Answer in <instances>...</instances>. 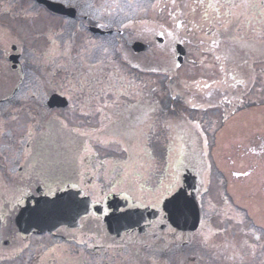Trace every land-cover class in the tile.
<instances>
[{
    "label": "snow or ice",
    "instance_id": "6c2138e0",
    "mask_svg": "<svg viewBox=\"0 0 264 264\" xmlns=\"http://www.w3.org/2000/svg\"><path fill=\"white\" fill-rule=\"evenodd\" d=\"M68 3L69 6L75 7L71 0H68ZM166 9L167 11H165ZM198 9L203 10L199 19H197ZM254 9H259V12H252L250 15V11ZM9 10V7L3 8L4 12ZM149 10L156 14L151 21L136 18L139 14H146ZM26 15L38 18L41 12L34 5H30ZM257 15L260 17L259 20H256ZM157 16L159 18H156ZM189 16H191L190 19ZM106 17L110 21L108 24L99 23ZM244 20H247L251 35L240 34L239 30ZM88 22H92L97 28L112 27V24L115 23L121 34L124 31H130L134 39L143 41L146 47L151 45L154 50H159L165 54L172 53V55L175 54L172 47L175 43L183 44L190 35L196 36L199 33L201 34L199 44L202 51L212 55L219 70L224 73L226 80L230 78L233 81L230 85L232 88H236L237 85L247 86L251 77L245 79L241 76L238 79L237 75L229 69V64L240 60L242 64L247 65L248 61L244 57L250 52L256 51L257 48L264 52V0H239V2L237 0H166V2L165 0H104V3L98 8L88 4L87 11L81 14L79 23L72 20H63V25L74 29L71 35L75 37L84 33ZM257 24L260 27H257ZM0 35H3V33H0ZM49 39L52 40L51 35ZM129 43L130 41L125 37L120 48L115 49V52L120 55L123 63L139 69L140 64H133L132 58H130L132 54L127 48ZM71 51V42H66L63 51H61L56 41L52 40V47L42 54L45 62L55 60L61 55L67 56L75 62V72L72 79L68 80L66 84L60 83L56 86L59 89V95L66 96V101L71 102L68 107L73 113L79 110L84 117L99 114L102 119H107L112 123L111 117L105 115L106 110L113 112V109L118 107L120 95L127 96L131 92H136L140 85L129 81L114 64H112L113 71L111 73L104 72L105 62L112 59L108 55L110 50L106 41L87 38L80 46V52L77 53L75 58L71 56ZM97 53H99L98 59ZM33 55L39 56L40 54L34 51ZM89 60H96V62L88 63ZM170 64L172 69L181 67V64L175 59H171ZM147 70L153 73L160 71L158 67H151ZM163 71L167 73L169 68L165 67ZM197 86L199 87V82H197ZM204 87L210 86L205 84ZM110 95H115L117 99L112 100L111 103H97ZM207 95L211 96L212 93L208 92ZM178 96L179 93L172 99L175 100ZM15 99L21 103L32 101L38 113L37 117L34 118L35 122L26 123L20 131L19 142L22 144L40 136L45 125L50 129L56 128L59 133L68 136L70 138L69 143L74 145L78 144L82 138L91 137L99 131L88 132L81 131L80 128H69L68 124L49 112L42 95H38L36 91H30L27 95L17 96ZM236 99L241 105L244 104V100L239 96ZM191 106L193 108L202 107L197 104ZM209 107H216V105L209 104ZM10 110L14 111L15 109ZM160 111L161 109L156 102L143 106L140 114L135 117V126L130 130L128 125L124 123L127 118H123L120 125L110 130L111 142L119 143L118 138L123 136H135L147 140L149 134L160 123L159 117L156 115ZM113 115L119 114L113 112ZM230 115L232 113L224 115L223 120L228 122ZM10 118L12 121L17 120L15 115ZM262 120H264V117H262ZM7 123V121L0 119V136L12 135L7 130ZM182 123L184 125L190 124V128L182 127L181 124L174 123L172 120H164L162 127L170 131L174 128H181L184 134L192 139L193 144L196 141L201 142L200 151L197 153L193 150L192 154H186L183 144L178 148L174 144L170 145L168 149V167L164 169V178L151 187L146 186L148 183L147 178H145L144 183H140L139 179L130 180L128 171H125L120 179H116L115 176H106V192L99 184L86 181L83 171L72 169L59 178L58 185L65 184L67 188L76 189L75 192L68 193V198L77 207L83 205L84 214L80 217L82 221L94 220L100 222L104 217L109 216L113 210L107 206V196L118 193L126 202V206L118 209L121 215L114 217L116 222L126 221L127 224L140 225L143 221L145 225V227L139 229L143 233L142 236L135 233H126L120 237L119 243L115 240L107 243L109 239L107 232L98 231L95 234V242L87 244L88 248H104L105 244H107V248H123L125 244L138 242L140 249H137V252L141 249L152 251V256L148 258L151 259V264H172V260L175 261V264H187L189 259H197L195 254L179 258L173 257L171 260L165 259L167 254L177 246V242L188 245L193 241H198L204 248L216 247V245L210 243L216 232L211 228L204 231L207 222L203 219L199 221L201 228L196 232L185 235L183 232L177 231L180 218L185 217L186 219L185 213L194 207V202L189 199L192 193L188 192L184 185L181 169L191 167L195 170L196 175L200 178V187L196 191L202 200L203 195L208 192L207 186L212 182L211 171L213 166L207 159L210 155V143L205 133L206 131L215 132L216 130L215 124L205 129L199 122H188L185 119ZM257 131L261 133L259 152L255 147L250 148L249 151L264 157V128L257 129ZM177 139H183V137H177ZM109 142L107 139L96 138L97 144L107 146ZM124 150L127 151V149ZM91 151L90 146L84 145L85 155ZM24 155L25 158L29 155L26 149ZM85 155H81L79 152L74 154V159L79 161V168L84 167ZM148 155L151 154L148 153ZM193 160H196L197 163L194 164ZM253 171L254 169L250 171H233L231 175L233 177H249ZM92 175L95 176L96 173L93 172ZM20 179H23V177H20ZM67 188H50L45 195L55 196L57 191H66ZM97 189H100L99 193H97ZM19 193L18 196L14 197L15 204L13 208L24 203L23 197L26 193L23 189H19ZM76 196L86 197L87 199L77 201ZM96 205H103V207L97 209ZM200 207L203 208V203L200 204ZM136 209H151L155 219H146L144 213L134 211ZM34 211H38V209H34ZM247 212V208L236 212L240 222H243ZM6 221L7 217L0 214V228L11 230V224L6 223ZM173 224L176 227H173ZM260 228L261 231H264V224L260 225ZM169 235L173 237L172 240L168 239ZM253 235L257 240L260 239V236L256 235L255 229H253ZM78 243L84 245L87 241L79 239ZM243 245H247L253 250L256 247L255 244L249 245L247 240L243 241ZM18 251H23V249H18ZM227 259L243 261L244 257L236 252L228 256Z\"/></svg>",
    "mask_w": 264,
    "mask_h": 264
},
{
    "label": "rangeland",
    "instance_id": "374dc122",
    "mask_svg": "<svg viewBox=\"0 0 264 264\" xmlns=\"http://www.w3.org/2000/svg\"><path fill=\"white\" fill-rule=\"evenodd\" d=\"M61 1L69 5L68 0ZM71 3L83 13L87 11L88 4L95 5L98 8L104 3V0H71ZM202 11V9L197 10V19H199ZM252 12L258 13L259 9L251 10L250 15ZM155 15L152 10H149L146 14L141 13L136 18L151 21ZM190 18L191 16H189ZM259 19L260 17L257 15L256 20ZM104 21L106 24L110 22L107 17ZM256 26L260 27L259 24ZM107 28L118 30L115 23L112 24V27ZM45 29L46 26L44 25L40 32L38 31V34L36 32L31 33L36 30L35 25L33 29L23 28L18 34L20 37H24L23 49L26 63H28L20 95H27L30 91H36L38 95H42L43 91L51 94L54 89L59 90L56 88L57 85L60 83L66 84L68 80L72 79L75 72V67L70 68L66 65L67 56L63 55L55 60L47 61L49 65L41 70L42 64L39 63L38 56H34L33 52L39 53L42 52L41 49L47 50L52 47V44L50 45L47 41L42 43L41 36L51 35V32L49 30L44 31ZM71 31L72 28L64 25L53 40L58 45V42ZM239 31L241 35H251L247 20L243 21ZM200 35L199 33L196 36L190 35L188 40L185 41L184 48L186 52L179 69L171 68L170 60L174 59V55L154 50L151 45H149V50L144 53L134 54L130 46L136 39L130 31H124L120 36L114 33L112 37L108 35L106 38L101 39L108 42L110 50L108 55L112 58L111 61L105 62L104 72L111 73L113 71L112 64H114L129 81L140 85L136 92H131L127 96L121 94L118 107L114 108L113 112L123 109L126 105H132L145 97L161 100L167 93V97L176 96L179 93V99L176 100L177 111L171 117L170 114L158 112L156 115L159 117L160 123L149 134L147 140L135 136H123L118 138L119 143H114L111 142L110 135H108L110 129L105 127L109 120L102 119V117L98 119L91 118L90 123L92 126L90 125V129L87 128L88 124L81 125L79 120L75 119V121L78 123L77 128H80L81 131L99 130L95 135L86 138L87 145L91 147L92 151L84 155L96 156L97 162L99 159L102 160L103 165H100L99 170L102 171L103 178L97 180L103 188H107L106 176H117L116 179H120L125 171L130 173V180L139 179L140 183H144L145 178H147L148 183L146 186L151 187L157 184L159 180L164 178V169L168 167V149L170 145L174 144L178 148L183 144L186 154H192L193 150L197 153L200 151V141L193 144L192 139L185 135L181 128H174L171 131L165 129L162 127L164 120H172L174 123L187 128H190V124L184 125L182 122L185 119L188 122H199L205 129L215 124V132L206 131L205 133L210 143V155L207 159L213 165L211 171L212 182L207 186L208 192L203 195L200 204L203 203V220L207 222L204 231L211 228L216 232L210 243L213 245L228 244L230 233L228 216L233 211V201H236L241 207L247 208L252 223L259 228L260 225L264 224V190L260 189V185L264 181V167L259 165L255 172L245 178L242 183L238 182L239 177L231 175L233 171H244L246 161L250 162V155L244 150L246 142L255 135L261 134L257 129L264 128V120H262V117H264V52L259 48L254 52H250L244 57L248 61L247 65L242 64L240 60L229 64V69L237 75L238 79L241 76L245 79L251 77L247 86L237 85L236 88H232L230 85L233 81L230 78L226 80L224 73L219 70L212 55L202 51L199 44ZM88 36L91 37L86 30L83 34L75 36V48L71 51L72 57L77 56V53L80 52V46ZM51 37L53 38V36ZM125 37L130 41L127 48L132 54L130 57L132 63H139V69L123 63L120 55L115 52V49L120 48ZM91 38L95 39L93 36ZM189 40L190 42H188ZM41 43L43 46H41ZM96 55L98 59L99 53ZM43 61L45 62V59ZM202 61L203 63H201ZM50 62H53V64ZM95 62L96 60L88 61V63ZM151 67H158L160 71L155 73L148 71L147 69ZM165 67L169 68V72L165 73L163 71ZM68 73H70V76H68ZM41 80L47 85L44 88L40 86ZM197 82H199V87ZM205 84L210 87L205 88ZM0 85H3V82H0ZM10 90L12 91V86ZM154 90L157 92L158 97ZM153 92L155 96H153ZM208 92H211L212 95L208 96ZM238 96L244 100V104L239 103L236 99ZM115 99H117L115 95H110L98 102L111 103ZM192 104L201 105L202 107L193 108ZM209 104L216 105V107H209ZM1 107L3 106H0V109ZM159 108L161 109L160 105ZM113 112L106 110L105 115L110 116L112 120ZM230 113L232 115H230L229 121L225 122L223 116ZM125 114H120L121 118L131 114L135 117L139 115L137 111L129 112L126 109ZM12 115L17 116V120L6 126L12 135L0 136V194L4 193V189L8 192L7 175H14L16 170V167L11 164V155L20 152L22 148V143L19 142L20 131L26 123H30L28 120L29 114L27 113L7 112L5 108L0 110L2 120L6 121V118ZM73 116L69 115L68 118H73ZM97 116L99 114L95 117ZM63 121L70 126L68 120ZM31 122L34 123V119H31ZM124 123L127 124V122ZM97 137L107 139L110 142L107 146L97 144ZM177 137H183V139H177ZM124 149H127V151ZM148 153L151 155L149 156ZM65 154L66 152H60L61 156ZM193 163H197V161L193 160ZM5 197L8 198L9 194ZM262 233L264 234V231ZM77 234V240L85 239L92 240V243L95 242V238H85L79 232ZM168 239L172 240L173 237L169 235ZM36 243L37 241L30 243L27 250L22 252L20 258L9 260L6 264H23L25 260H29L32 255L38 253L41 254V257H46V260L43 261L44 264H151V259L148 258L152 256V251L141 249L137 252L136 249H140L139 243L125 244L123 248H107L105 246L102 249L88 248L86 244V247H84L87 249L86 251L79 247L81 244L72 243V241L68 243L58 242L53 245L47 240H43V242H40L43 247L38 248L37 246L35 249ZM47 246L50 247L45 253L42 250L48 248ZM223 249L229 252L227 245L223 246ZM216 253L215 247L204 248L198 241H193L187 246L178 242L177 246L167 254L165 259L171 260L173 257L179 258L195 254L197 259L189 261L188 264H220L215 262L216 258L214 256H216ZM172 264H175L174 260H172Z\"/></svg>",
    "mask_w": 264,
    "mask_h": 264
},
{
    "label": "flooded vegetation",
    "instance_id": "af4514ba",
    "mask_svg": "<svg viewBox=\"0 0 264 264\" xmlns=\"http://www.w3.org/2000/svg\"><path fill=\"white\" fill-rule=\"evenodd\" d=\"M30 5H34L37 9L40 10V17L36 18L33 16L26 15V11L29 10ZM64 5L70 7L67 4ZM4 7H9L10 10L8 12H4ZM79 16L81 17V15L78 13V17ZM51 17L53 19H50ZM78 17L72 21L79 23L80 17ZM63 20L68 19L64 16L53 14L52 12L48 11L44 6L36 4L33 0H0V33H3V35H0V82H3V85H0V106H3L1 108H5L7 112H13L10 109L14 108L16 109L15 112L21 114H32L34 118H36L38 115L37 109L33 105L32 101L29 100L21 103L15 99V97L17 96H22L19 93L21 92L23 86V78L25 72L28 69V63H26L25 52L23 49V46L25 44V42L23 41L24 37H20L18 34L23 30V28L26 27L29 29H33L35 25L36 29L38 27L40 32V29L45 25L46 29L44 31L49 30L51 32V36H53V40L56 35H58V31L60 30V28L64 27ZM99 23L105 24L104 19L99 21ZM92 27L96 26L92 22H88L86 30H89ZM99 29L103 30L104 33L100 34L99 32H97L96 34H94L95 39L101 40L107 35L113 34L112 30V33L108 34L110 30L107 29V27ZM72 31L74 30L72 29ZM72 31L69 34L65 35V38L61 39L58 42V46L60 49L63 50L66 42H71L72 49L75 48V37L71 35ZM35 32L38 34L37 30L31 33ZM14 38L18 39L19 41ZM41 40L42 43L47 41L50 45L52 44V40L49 39V36H41ZM42 43L41 46H43ZM175 44L172 46L173 49ZM41 50L42 52H39L40 55L37 58H39V63L42 64L41 70H43L49 64L43 61L45 58L42 54L46 50ZM15 55L18 56L16 63L10 60V57ZM50 63L53 64V62ZM66 65L70 66V68H74V62L70 60L69 57H66ZM68 75L70 76V74ZM11 86L12 91L10 90ZM40 86L44 88V86L47 85H45L43 80H41ZM53 93L59 95V90H53ZM49 97L50 94L45 91L42 92V98L49 112L55 116H58L59 119L62 121L64 120V118H62V115H67L66 118H68L69 115H74V119L82 117L83 119L87 120L85 121V124H90V121L88 120H90L91 118H95L96 116L94 115L84 117L80 114L79 110L73 113L71 110H69L68 107V104L71 103L70 101H67V105L63 108H49L47 104ZM61 97L66 98V96ZM6 119V121L8 122L7 125H10V123L15 122L12 121L10 117ZM75 125L77 126L78 123H76ZM76 126H69V128H76ZM69 139L70 138L68 136L59 133L56 128L50 129L47 127V125H45L40 136L34 138L33 140L27 141V143H23L20 152L18 154L11 155V164L16 167V170L14 175H7L6 183L9 187L8 192L4 189V193L0 194V214H3L7 217L6 223L11 224V230H5L3 228H0V250H4L2 253H0V263L20 258V256H22V252L26 251L27 247H29L30 243H32L33 241H37L35 249L37 246L38 248L43 247L42 244H40V242H43V240H47L51 244H55L53 243L54 241L62 243L74 241L78 243L76 239L78 237L77 232H79L81 236L91 238H94L95 234L98 231L107 232L109 237L107 243H111L113 240L119 242L120 237L124 236L126 233H135L141 236L143 235V233H139L137 229H132L123 233L120 237L117 238L115 237V235L109 233L106 223L104 221L106 217H104V219L100 222H96L94 220L82 221L80 219L78 228L69 229L67 227H61L51 234L40 235L35 232H32L28 235H23L16 230L14 220L15 214L17 213L18 209L24 206L27 202L30 204L33 203L34 199L36 198L54 197L45 195V193L48 192L50 188L56 189L57 187H59L60 189H66L67 186L65 184L58 185L57 181L59 180V178H61L63 175H66L67 172L71 171L72 169H76L77 171H83L86 181H91L92 183L99 184L101 186L98 180L103 178L102 171L98 170L97 166L92 164V159L90 158V156H85V159L83 161V168H79V161H76L74 159V154L77 152H79L81 155L85 154L84 145H87L88 142L86 141V138H82L81 141L75 145L69 143ZM25 149L29 153L27 158H25L24 155ZM61 151L66 152V154L64 156H61ZM183 171L184 174H187L188 177H193L196 179L197 188L193 191V194L200 200V197L197 195L196 191L200 187V178L196 175L195 170H193V168L191 167L187 169L183 168ZM93 172L96 173L95 176L92 175ZM20 177H23V179H20ZM101 188L103 187L101 186ZM19 189H23L26 193L23 197L24 203L22 205H17L15 208H13V205L15 204L14 197L20 194ZM103 189L105 190V192L107 191V188ZM67 191H76V189L67 188L66 191H57L56 195ZM99 191H97V193H99ZM8 194L9 197L6 198L5 196H8ZM116 197L122 199V196L118 193L107 196V206L113 210L110 215L120 213L118 209L114 210L112 207V199H115ZM122 202L124 205L123 207H125L126 202L123 199ZM102 207L103 205H96L97 209ZM243 209L245 208L236 206V204L233 202V213L231 212L229 215L228 226L230 233L228 238V244H215V249L217 252L216 256H214V258H216L215 262H218L220 264H264V234L262 233L263 231H261V229L257 225L250 221L248 213L245 214L243 222H240V218L236 216V212L242 211ZM141 226L145 227L144 223H142ZM253 229H255L256 235L260 236L259 240H257L253 235ZM157 231H159V229H157ZM183 233L185 235L189 234L187 232ZM245 240L248 241L249 245L255 244V249L253 250L247 245H243V241ZM25 245H27V247H25ZM225 245H227L229 252L225 251V249L222 250V247ZM47 247L48 248L43 249L42 251L46 253L50 246ZM21 248L23 249V251H16L14 255L9 254V252ZM236 252H239V254L244 257L243 261L239 259H227L228 256L233 255ZM189 261H191V259H189L187 262ZM26 264H44L43 257H41V254L39 253L32 255L29 260L27 259Z\"/></svg>",
    "mask_w": 264,
    "mask_h": 264
},
{
    "label": "water",
    "instance_id": "95a60500",
    "mask_svg": "<svg viewBox=\"0 0 264 264\" xmlns=\"http://www.w3.org/2000/svg\"><path fill=\"white\" fill-rule=\"evenodd\" d=\"M37 3L44 5L52 12L67 15L69 17H76L77 13L74 9H68L63 7L60 4L52 3L48 0H35ZM94 31V30H93ZM146 46L140 42H135L132 44V50L135 53L144 52ZM176 51L178 53L177 61L182 62V57L185 54V51L182 46L177 45ZM61 100H64L56 95L52 96L49 99V105H62L59 103ZM185 187L188 191H191L195 188V181L193 178L185 177L184 179ZM69 192L60 193L52 198L49 197H39L34 199V204L26 203L25 206L21 207L15 217V225L17 230L22 234H29L31 231H37L38 233L52 232L53 230L59 228L60 226H67L74 228L78 226L79 218L84 214L83 205L77 207L75 204L71 203L68 198ZM77 201H82L87 198H79L76 196ZM190 200L194 202V207L185 213V217H181L179 220V231H195L198 228L199 221L201 220V209L199 207L198 201L194 195L189 197ZM122 205L120 200H113L112 206L117 209ZM38 209V211H34ZM142 212L140 210H134ZM112 215L107 218L105 221L107 223L108 229L112 234L119 236L123 231L137 227L139 225L127 224L126 221L117 223L114 217L119 216ZM148 218H154L153 213H147ZM142 222V221H141ZM127 225V227H125ZM173 227H176L173 224ZM119 233V235H118Z\"/></svg>",
    "mask_w": 264,
    "mask_h": 264
},
{
    "label": "trees",
    "instance_id": "16d2710c",
    "mask_svg": "<svg viewBox=\"0 0 264 264\" xmlns=\"http://www.w3.org/2000/svg\"><path fill=\"white\" fill-rule=\"evenodd\" d=\"M175 102H176V99L175 100H173V99L170 100L168 98L162 99L161 102H159V103L162 106L161 111L163 112V114H173L174 113V105H175L174 103ZM145 104H146V101L145 100H142L141 103H137V104L133 105L132 107L128 108L127 111H132L133 112V109L132 108H134V110H135L134 112L137 111V113L140 114V111L142 110V108H143V106ZM123 113H124V115H126L125 114V110H123L120 114H123ZM129 117H130V115L124 116L122 118L129 119ZM119 118H121V115H119ZM133 120L135 122V115L133 116ZM260 136H261V134L252 137L250 139V141L247 143V145L245 146V149L244 150L250 156H252V158H257V159H259V162L260 163H264V157L258 156L255 153H252V152L249 151L250 148L255 147L257 149V152H259V144L261 142L260 139H259ZM263 189H264V186H263Z\"/></svg>",
    "mask_w": 264,
    "mask_h": 264
}]
</instances>
